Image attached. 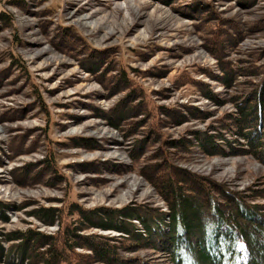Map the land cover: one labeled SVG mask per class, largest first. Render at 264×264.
<instances>
[{"label":"rangeland","instance_id":"obj_1","mask_svg":"<svg viewBox=\"0 0 264 264\" xmlns=\"http://www.w3.org/2000/svg\"><path fill=\"white\" fill-rule=\"evenodd\" d=\"M257 92L264 0H0V264L49 247L67 264H170L110 227L123 207L165 216L176 171L238 194L261 226L264 155L234 122Z\"/></svg>","mask_w":264,"mask_h":264},{"label":"trees","instance_id":"obj_2","mask_svg":"<svg viewBox=\"0 0 264 264\" xmlns=\"http://www.w3.org/2000/svg\"><path fill=\"white\" fill-rule=\"evenodd\" d=\"M119 76L120 82L126 83L125 76ZM257 93L250 95L249 101L244 99L242 104L239 103L238 108L241 109L238 112L241 115L239 117L236 115L234 122L240 129L251 128L242 136L252 141L249 143L252 150H258V154L264 155V144L261 149L258 145L260 139H264V92ZM145 108L147 114L153 115L154 110ZM116 112L117 110L114 111L116 120L125 113ZM213 137L204 135V137L200 136L199 140L201 144L205 142V145L211 147L215 142ZM176 172V180L173 179V175L162 183L169 209L165 214L167 220L163 216L164 213L157 214L152 209L142 211L143 213L137 209L131 212L127 207L114 211L123 219L121 217L117 225L110 228L125 233L126 237L132 240L126 243V250H137L141 244L139 241L142 240L151 248H157L162 244L170 256V264H264V223H260L259 227L256 225V221H253L255 220L253 210L247 208L238 194L222 190V195L215 196L208 192L206 185L204 188L203 185L186 188L181 176L180 179L178 178V171ZM107 214L110 216V213ZM84 218L90 220L88 215ZM132 220H137L140 227H137ZM239 221L243 223L253 221L251 223L255 224L251 229ZM77 226V224L72 228L68 226L70 233L74 235L73 229ZM97 226L108 228L106 226L109 225L100 223ZM90 248L94 253L103 256L101 259L105 257L104 260L109 262V251L104 245H90ZM113 252L114 250L110 251L111 255ZM36 256L41 264H67L63 252L57 248L49 247L44 253H38ZM132 262L152 264L141 258ZM127 264H131V261Z\"/></svg>","mask_w":264,"mask_h":264}]
</instances>
